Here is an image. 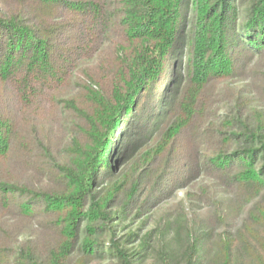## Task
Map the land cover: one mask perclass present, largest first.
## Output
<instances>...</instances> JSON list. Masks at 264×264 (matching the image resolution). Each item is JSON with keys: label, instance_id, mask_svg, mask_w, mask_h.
<instances>
[{"label": "trees", "instance_id": "trees-1", "mask_svg": "<svg viewBox=\"0 0 264 264\" xmlns=\"http://www.w3.org/2000/svg\"><path fill=\"white\" fill-rule=\"evenodd\" d=\"M0 264H264V0H0Z\"/></svg>", "mask_w": 264, "mask_h": 264}, {"label": "rangeland", "instance_id": "rangeland-1", "mask_svg": "<svg viewBox=\"0 0 264 264\" xmlns=\"http://www.w3.org/2000/svg\"><path fill=\"white\" fill-rule=\"evenodd\" d=\"M184 193L182 192V193H180L179 195H178V197L180 198V199H182L183 197H184Z\"/></svg>", "mask_w": 264, "mask_h": 264}]
</instances>
